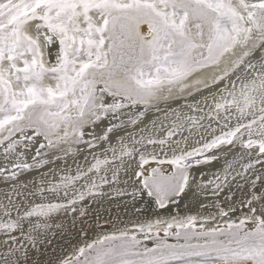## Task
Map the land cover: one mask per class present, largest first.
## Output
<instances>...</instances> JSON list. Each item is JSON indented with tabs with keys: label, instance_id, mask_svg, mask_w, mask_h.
<instances>
[{
	"label": "snow or ice",
	"instance_id": "snow-or-ice-1",
	"mask_svg": "<svg viewBox=\"0 0 264 264\" xmlns=\"http://www.w3.org/2000/svg\"><path fill=\"white\" fill-rule=\"evenodd\" d=\"M0 264H264V0H0Z\"/></svg>",
	"mask_w": 264,
	"mask_h": 264
}]
</instances>
